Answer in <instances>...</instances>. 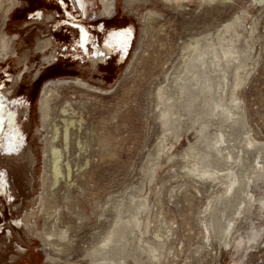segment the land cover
Instances as JSON below:
<instances>
[{
	"label": "rangeland",
	"instance_id": "1",
	"mask_svg": "<svg viewBox=\"0 0 264 264\" xmlns=\"http://www.w3.org/2000/svg\"><path fill=\"white\" fill-rule=\"evenodd\" d=\"M19 1L6 23L2 26L0 22V33L15 36L9 42L15 56L0 62V114L4 117L0 127V264H96L89 259L91 251L100 247L113 226V208L120 205L119 216L127 220L144 204L143 199L132 198L138 192L145 194L150 204L156 203L154 211L162 206L165 219L175 222L167 245L180 251L167 264H264V207L260 205L264 180L252 187L256 199L236 221L238 231L229 244L218 242L213 234L203 240L199 216L211 200L210 190L205 185L198 190L191 187L187 169L181 167L185 163L181 153L195 141L196 133L180 131L177 141L172 138L173 130H164L159 120L160 114L168 119L175 115L172 104L178 84L170 86V79L184 53L192 52L193 40L210 35L215 39L234 16L244 15L239 30L246 36L256 18L255 39L240 36L238 43L245 47L250 40L256 62L249 66L239 91L244 99L245 127L241 117L242 126L232 131L236 135L246 132L239 135L237 144L249 137L264 142L262 5L256 0H110L113 12L107 16L101 13V0ZM47 15H51L49 20H45ZM31 21L35 23L21 27ZM80 25L88 37L86 48L80 47ZM127 26L132 27V34L124 61L118 64L115 53L108 65L94 63V49L110 31ZM38 39L50 41L44 54L35 50ZM46 55L53 57L49 65L43 58ZM24 59L28 68L19 80ZM37 71L39 77L34 81ZM46 82L54 92L43 127L39 98ZM62 106L68 110L61 111ZM179 111L185 113L186 109L179 107ZM186 116L182 121L189 124V114ZM8 136H12L11 151L4 145ZM46 138L60 150L55 186L54 156ZM167 142L173 143L170 149L159 152ZM45 148L49 180L43 187ZM237 148L243 152L241 145ZM262 156L264 163V148ZM154 163V178L149 181L146 175ZM42 204L43 214L38 210ZM25 215H29L30 229L12 226L13 220ZM141 226L144 228V222ZM155 227L152 222L150 229ZM61 228L67 236L54 238L57 245H45L40 239L39 231ZM255 234L257 239L248 244ZM238 241H242L240 245ZM47 251L52 260L46 258ZM141 253L147 264L146 253ZM131 259L128 264H134Z\"/></svg>",
	"mask_w": 264,
	"mask_h": 264
},
{
	"label": "bare ground",
	"instance_id": "2",
	"mask_svg": "<svg viewBox=\"0 0 264 264\" xmlns=\"http://www.w3.org/2000/svg\"><path fill=\"white\" fill-rule=\"evenodd\" d=\"M77 1L81 3V0ZM256 1L264 8V0ZM19 2V0H0V22L2 21V26L6 23L10 12L18 6ZM101 4L103 8L101 13H105L107 16L111 15L113 9L110 0H101ZM255 21L256 18L250 24V28L248 26L249 30H247L246 36L239 30V27L244 22V15H236L224 26L225 28L215 39L211 35L195 38L193 40L195 46L192 52L184 53L181 65L172 75L173 79H170V86L175 83L179 85L175 89V97L172 104L175 108V115L170 119L164 117L163 114L159 116L163 129L173 130L172 138L177 141L182 135L180 131L189 133L192 129L196 133L195 141L189 142L188 147L181 153V156H185V163L181 167L187 169L185 176L190 179L191 187L198 190L200 185H205L210 190L211 200L205 205L204 211H200L202 216H199V220L203 226L200 237L208 241L211 234H213V238L225 245L229 244L230 239L238 231V227H235L236 221L244 216L249 203L256 199L255 194L252 192V187H257L258 181L264 180V163L262 161L264 142L262 143L260 139L254 141L249 137V139H245V143L237 144L236 142L240 138L239 135L246 132L236 135L232 131L233 129L238 130L240 128L239 125L242 126L241 117L244 123L243 127H245L244 99L239 95V91H241L247 79L249 66L253 67L256 62L252 52L253 44L249 43L250 40L253 41L255 39ZM210 34L212 33L210 32ZM240 36L250 38L249 41L246 40L245 47L238 43ZM14 38L15 36L10 38L1 31V61L15 56L9 44ZM44 47L43 44H39L41 52H43ZM95 56L96 53L94 52ZM52 59V55L45 56V64H51ZM17 61H20V59L17 58ZM76 82L88 87L87 84L79 80H76ZM48 86L47 82L42 86L43 89L39 98L43 127L49 117L51 108L49 98L53 96L54 92ZM159 89H161V86ZM65 107L67 109V106H62L60 110L64 112L66 110ZM179 107L182 110L186 109V112L182 113L179 111L177 113ZM187 114H189V124L182 121L187 117ZM3 118V115H1L2 120ZM64 118L66 119V117ZM71 123L70 125H72ZM55 133L56 130L51 138L55 139ZM67 135V129H65L63 138L66 139ZM166 137L167 134L163 133V138L165 139ZM49 140L46 138V143L48 142L49 144ZM4 141L6 150L9 147L12 148V136L6 137ZM172 144V142H167L159 152L168 151ZM237 145L243 147L241 148L242 153H240L241 151L237 148ZM251 147H253V151L250 150ZM49 151L54 156L51 164H53L52 183L55 186L60 174V170L57 167L59 165L57 160L60 150L49 144ZM46 152L47 148L44 149V169L41 176L43 187L48 185L47 181L49 180V175L45 168L47 165ZM189 155L190 158L187 157ZM237 164L238 167L235 168L234 165ZM155 165L156 163L152 166L151 173L146 175V179L149 181L154 178ZM132 198L143 199L144 204L137 206L127 220L119 216L120 205L117 204L113 208L116 212L114 224L111 226L108 235L101 240L100 247L96 246L92 249L93 257L89 258L92 263L128 264L127 259L132 258L134 264H144L140 258L141 252L146 253L147 264H167L169 260L171 263L174 261L177 251H180V249L168 246L167 242L172 237L175 222L165 219L161 210L162 206H158L157 210L154 211L156 203L153 201L150 204L148 198L142 192H138L137 196L133 194ZM44 204L38 208L42 214L45 212ZM260 205L264 207V199L261 200ZM28 217L29 215H25L24 218L15 219L13 220L14 223L11 224L14 227L25 226L30 229L27 221ZM143 222L144 228L141 226ZM152 222L156 224L153 230L150 229ZM164 224H167L165 229ZM52 225L54 226V224ZM136 228L139 230L138 233H136ZM39 232L40 239L48 246L57 245L53 241L54 238L64 239L67 236L66 230L62 228L58 231L52 229ZM145 234L148 235L147 239L143 238ZM227 235H229V239H227ZM256 236V234L251 236L247 243L250 244L256 240ZM241 242L238 241L237 245H240ZM46 258L52 260L49 252Z\"/></svg>",
	"mask_w": 264,
	"mask_h": 264
},
{
	"label": "flooded vegetation",
	"instance_id": "3",
	"mask_svg": "<svg viewBox=\"0 0 264 264\" xmlns=\"http://www.w3.org/2000/svg\"><path fill=\"white\" fill-rule=\"evenodd\" d=\"M22 1V0H21ZM41 1V0H40ZM74 2H76V0H73ZM23 3V1H22ZM23 5V4H22ZM37 12V11H36ZM35 14L32 15V17L34 16ZM51 17V15H47L45 17V20H49ZM25 21V20H24ZM31 23H35V21H31V22H27L26 24H23L21 27H26L27 25L31 24ZM75 28H77L75 26ZM132 27L131 26H127V27H120V28H114L110 31L109 35L107 36V38L102 41V43L96 47L94 49V52L96 53V56L94 57V53H93V60H94V63H99V64H106L108 65L107 61L109 59H111V57L113 55H115L116 53V56H117V63L120 64L124 61V59L126 58V55H127V50H128V45L130 43V39H131V33H132ZM77 30V29H76ZM78 32V30H77ZM82 32L84 34H86V30L83 26L80 25V28H79V43H81L80 47H85L86 48V43H87V34H86V42H83L81 41V34ZM115 33H126V37H119V38H116V37H113L111 34H115ZM126 39V44L122 47V42ZM108 41V43H105V41ZM39 44H43L45 47L43 48V52L40 51V48H39ZM115 44V45H114ZM50 46V41L48 39H38L36 44H35V50L37 52H41L42 54H44V52L48 51V48ZM101 55H100V54ZM48 56V55H46ZM50 56V55H49ZM13 57V56H12ZM45 58V56L43 57ZM22 61V60H21ZM0 62H3L0 60ZM6 62V61H5ZM17 62H20V61H17ZM23 62V61H22ZM52 63V62H51ZM27 62H26V59H24V62L22 64L23 67H21L22 69L20 70V72L18 73V77H19V80L20 78L22 77L23 73L25 72V70L28 68L27 66ZM33 73V72H32ZM38 74H39V71L36 72V77H34V81L38 79ZM38 76V77H37ZM14 80L15 79H12L13 83H14ZM11 90V89H9ZM1 115L0 114V127L2 125V119H1ZM3 128L0 129V132L2 131Z\"/></svg>",
	"mask_w": 264,
	"mask_h": 264
},
{
	"label": "snow or ice",
	"instance_id": "4",
	"mask_svg": "<svg viewBox=\"0 0 264 264\" xmlns=\"http://www.w3.org/2000/svg\"><path fill=\"white\" fill-rule=\"evenodd\" d=\"M111 35H112L113 37H116V38H119V37H126V33H115V34H111ZM86 39H87L86 34H84V33L82 32V34H81V41H82V43H83V42H86ZM105 43H108V41L106 40ZM125 44H126V39L122 42V47H123ZM0 107H2V105H0ZM8 150L11 151V147H9Z\"/></svg>",
	"mask_w": 264,
	"mask_h": 264
},
{
	"label": "trees",
	"instance_id": "5",
	"mask_svg": "<svg viewBox=\"0 0 264 264\" xmlns=\"http://www.w3.org/2000/svg\"><path fill=\"white\" fill-rule=\"evenodd\" d=\"M35 0H30V2L32 3V2H34Z\"/></svg>",
	"mask_w": 264,
	"mask_h": 264
}]
</instances>
